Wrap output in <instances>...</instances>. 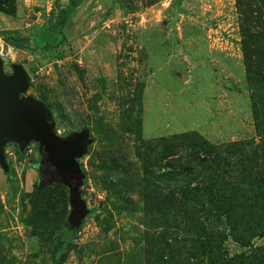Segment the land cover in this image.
Returning <instances> with one entry per match:
<instances>
[{
	"label": "rangeland",
	"instance_id": "obj_1",
	"mask_svg": "<svg viewBox=\"0 0 264 264\" xmlns=\"http://www.w3.org/2000/svg\"><path fill=\"white\" fill-rule=\"evenodd\" d=\"M65 4L0 0V61L86 133L82 208L7 142L0 264H264V0H80L56 46Z\"/></svg>",
	"mask_w": 264,
	"mask_h": 264
},
{
	"label": "water",
	"instance_id": "obj_2",
	"mask_svg": "<svg viewBox=\"0 0 264 264\" xmlns=\"http://www.w3.org/2000/svg\"><path fill=\"white\" fill-rule=\"evenodd\" d=\"M28 76L20 66L12 67L6 76L0 61V167L7 172L3 156L4 145L9 142L23 150L29 142L39 145L42 162L40 186L58 182L69 192V204L75 216L82 208L78 189L82 175L76 159L82 157L88 146L85 132L60 138L54 132L47 107L34 99L23 97L28 89Z\"/></svg>",
	"mask_w": 264,
	"mask_h": 264
},
{
	"label": "trees",
	"instance_id": "obj_3",
	"mask_svg": "<svg viewBox=\"0 0 264 264\" xmlns=\"http://www.w3.org/2000/svg\"><path fill=\"white\" fill-rule=\"evenodd\" d=\"M134 1L135 0H115V3L119 8H126L133 5ZM79 3L80 0H66L65 6H57L54 11L51 12L48 29L56 33V46H59L65 42L62 31L71 14L74 13L75 9L79 6ZM4 42L17 48L26 49L24 46H22V44H20V40L18 38H7L4 39Z\"/></svg>",
	"mask_w": 264,
	"mask_h": 264
}]
</instances>
